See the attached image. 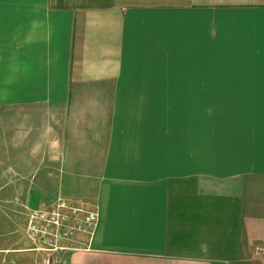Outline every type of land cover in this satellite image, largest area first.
<instances>
[{"label": "crops", "instance_id": "obj_1", "mask_svg": "<svg viewBox=\"0 0 264 264\" xmlns=\"http://www.w3.org/2000/svg\"><path fill=\"white\" fill-rule=\"evenodd\" d=\"M3 107L53 140L39 209L96 211L58 264L264 250V0H0ZM21 241L0 264H42Z\"/></svg>", "mask_w": 264, "mask_h": 264}, {"label": "rangeland", "instance_id": "obj_2", "mask_svg": "<svg viewBox=\"0 0 264 264\" xmlns=\"http://www.w3.org/2000/svg\"><path fill=\"white\" fill-rule=\"evenodd\" d=\"M12 111L0 108V248L21 243L27 214L39 209L38 195L48 200L56 194L57 155L51 154L46 140L33 125L19 118L11 121ZM253 258L241 264H264V250H255ZM255 259V260H253Z\"/></svg>", "mask_w": 264, "mask_h": 264}, {"label": "built area", "instance_id": "obj_3", "mask_svg": "<svg viewBox=\"0 0 264 264\" xmlns=\"http://www.w3.org/2000/svg\"><path fill=\"white\" fill-rule=\"evenodd\" d=\"M96 220L95 210L58 198L48 208L27 214L25 235L42 264H58L57 254L74 250L70 244L79 237L89 239Z\"/></svg>", "mask_w": 264, "mask_h": 264}]
</instances>
